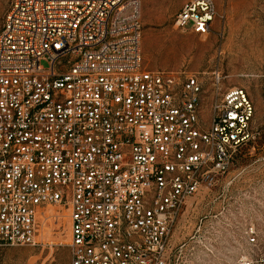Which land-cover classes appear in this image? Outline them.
Returning <instances> with one entry per match:
<instances>
[{
  "label": "built area",
  "instance_id": "built-area-1",
  "mask_svg": "<svg viewBox=\"0 0 264 264\" xmlns=\"http://www.w3.org/2000/svg\"><path fill=\"white\" fill-rule=\"evenodd\" d=\"M141 9L13 1L0 33V251L35 246L51 205L69 213L71 264H185L179 217L260 138L250 95L223 90L219 67L209 87L144 68ZM218 16L217 0H189L175 27L207 36ZM257 190L227 195L188 246L192 264H264V179Z\"/></svg>",
  "mask_w": 264,
  "mask_h": 264
},
{
  "label": "rangeland",
  "instance_id": "rangeland-1",
  "mask_svg": "<svg viewBox=\"0 0 264 264\" xmlns=\"http://www.w3.org/2000/svg\"><path fill=\"white\" fill-rule=\"evenodd\" d=\"M13 1L0 0V33ZM187 1L141 0L144 68L196 74L209 87L219 67L225 76L223 90L238 87L250 95L256 109L254 128L260 132L256 143L243 149L222 185L202 192L179 217L174 248L183 250L185 264H192L188 246L198 229L226 204L228 194L257 193L258 182L264 179V0H217L219 16L207 36L175 27V18ZM37 222L36 245L3 249L0 264H71L69 213L45 206Z\"/></svg>",
  "mask_w": 264,
  "mask_h": 264
}]
</instances>
